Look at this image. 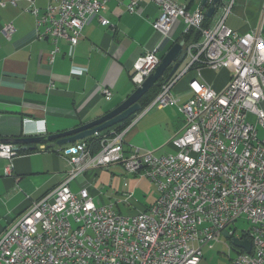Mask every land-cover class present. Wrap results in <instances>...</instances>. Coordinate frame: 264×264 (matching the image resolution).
<instances>
[{
	"label": "built area",
	"instance_id": "built-area-1",
	"mask_svg": "<svg viewBox=\"0 0 264 264\" xmlns=\"http://www.w3.org/2000/svg\"><path fill=\"white\" fill-rule=\"evenodd\" d=\"M110 1L48 0L44 9L29 1L28 11L36 19L38 39L55 44L64 39L76 46L90 17L110 24L101 15ZM140 1L130 0L131 14ZM150 1L160 9L152 28L162 38L177 21L183 22L184 35L191 30L201 34L199 42L186 46L190 63L161 85L145 112L168 107L181 111L186 124L171 141L176 151L162 156L139 149L127 153L128 127L96 134L97 153L85 140L66 146L62 153L71 167L68 178L33 202L3 234L0 264H199L203 249L212 248L224 232L252 243V252L239 250L233 264H264V139L247 121L252 113L264 128V7L259 26L241 34L226 25L229 9L205 26L203 10L191 12L177 0ZM14 31L7 25L4 34L11 37ZM58 51L55 45L51 62ZM160 52L156 46L136 61L131 79L137 88L160 65ZM206 68L230 70L220 92L203 79ZM193 73L191 96L179 105L174 88ZM102 93L107 100L113 97L110 88ZM18 155L16 146L0 145V161L10 162L6 176L13 175L12 161ZM112 164L147 177L157 189V201L124 215L114 205L96 204L89 187L71 189L78 177ZM241 218L250 229L237 235L233 227Z\"/></svg>",
	"mask_w": 264,
	"mask_h": 264
},
{
	"label": "crops",
	"instance_id": "crops-1",
	"mask_svg": "<svg viewBox=\"0 0 264 264\" xmlns=\"http://www.w3.org/2000/svg\"><path fill=\"white\" fill-rule=\"evenodd\" d=\"M29 1L40 9L48 4V0H0V139L56 135L102 118L137 89L131 78L136 61L144 53L160 46V56L184 40L182 21L173 25L167 38L154 31L152 24L160 9L150 0H141L134 14L128 11L130 0H111L101 14L109 21L108 26L92 16L76 46L64 39L55 44L36 37V19L28 11ZM177 1L191 12L203 10L213 20L211 24L229 9L226 25L241 34L259 26L264 7V0H223L208 17L211 2L202 9L203 0ZM7 25L15 29L11 37L4 34ZM55 45L59 51L51 62ZM202 74L213 90L220 92L231 73L229 69L206 68ZM193 76L184 77L174 88L179 105L191 96L188 84ZM103 88L113 91L111 100L104 97ZM158 110H167L166 117L149 119L144 114L131 122L124 136L128 152L139 149L158 155L161 151L159 156L172 153L158 149L181 134L185 118L177 107ZM16 147L19 155L12 161V176L4 173L10 162H0V239L33 202L62 184L71 170L62 153L66 146L41 143L29 145L28 150ZM88 173L71 183L74 192L83 187L94 192Z\"/></svg>",
	"mask_w": 264,
	"mask_h": 264
},
{
	"label": "rangeland",
	"instance_id": "rangeland-1",
	"mask_svg": "<svg viewBox=\"0 0 264 264\" xmlns=\"http://www.w3.org/2000/svg\"><path fill=\"white\" fill-rule=\"evenodd\" d=\"M165 54L166 53H164L163 56ZM190 61L191 59L187 57L180 66L179 72H177H182ZM146 109L147 107H142L141 112L132 116L131 122L144 114L148 116L149 119L156 118L157 120H161L166 117L167 110L160 112L158 108H153L145 113ZM247 121L256 127L259 139L263 140L264 128L258 122L256 115L249 113L247 115ZM170 144L168 143L158 150L173 153L174 151L170 147ZM125 151L131 153L126 149ZM160 153L161 151L158 155ZM88 175L91 182L90 186L95 192L94 200L96 204L114 205L115 209L117 211L120 210L124 215L129 214V212L137 211V209L151 207L158 199L157 189L147 177L141 175V173L127 174V171H125L121 164H112L93 169L89 171ZM125 179L127 181V187L124 185ZM233 229L236 230L237 235H241L242 232L250 229V225L245 218H241L234 225ZM237 255V251L232 248L231 241L221 235L214 241L212 248L206 247L203 249V257L199 264H233V260L237 258Z\"/></svg>",
	"mask_w": 264,
	"mask_h": 264
},
{
	"label": "water",
	"instance_id": "water-1",
	"mask_svg": "<svg viewBox=\"0 0 264 264\" xmlns=\"http://www.w3.org/2000/svg\"><path fill=\"white\" fill-rule=\"evenodd\" d=\"M209 2H211V4L208 8L207 15L208 17H212L218 6L223 3V0H203L202 9L207 8ZM185 45V40H181L179 43L173 45L169 49V51L162 57L161 63L156 71L152 75H150V77L142 84V86L137 88L135 92L130 95L122 104H120L111 112L107 113L102 118L78 127L74 130L59 133L56 135L0 139V145L10 144L18 147L24 146V150H28L29 145L41 143H50L51 147H65L67 145L86 140L96 134L122 124L132 116H135L142 111L140 100L152 88L158 85L159 80L164 77L169 68H171V71L168 75V79L172 78L177 73L180 66L186 59ZM223 236L230 240L232 247L237 249L238 251L243 250L247 253L252 252L251 241L247 239H240L237 237L231 238L228 232H224Z\"/></svg>",
	"mask_w": 264,
	"mask_h": 264
},
{
	"label": "trees",
	"instance_id": "trees-1",
	"mask_svg": "<svg viewBox=\"0 0 264 264\" xmlns=\"http://www.w3.org/2000/svg\"><path fill=\"white\" fill-rule=\"evenodd\" d=\"M212 21L213 20L206 17L205 26H210ZM183 39L186 42V46H188L189 44H191L193 42H199L201 40V34L197 31L191 30L189 34L183 36ZM170 71H171V68H169V70L165 73L164 77L159 80L158 85L156 87L152 88L146 95H144L142 97V99L140 100V104L143 108L148 107L150 105V103L157 97V95L159 94L161 85L168 80V75H169ZM131 119H132V117L130 119L126 120L125 122H123L122 124L117 125L113 128L116 129L117 132H122L131 124ZM106 131H104V133ZM86 141L93 145L94 153H97L99 151L100 148H99V144H98L99 143L98 137L92 136V137L86 139ZM43 144H47V143H43ZM90 191H91L92 195H94V192L92 190H90ZM233 249L235 250V248H233Z\"/></svg>",
	"mask_w": 264,
	"mask_h": 264
},
{
	"label": "flooded vegetation",
	"instance_id": "flooded-vegetation-1",
	"mask_svg": "<svg viewBox=\"0 0 264 264\" xmlns=\"http://www.w3.org/2000/svg\"><path fill=\"white\" fill-rule=\"evenodd\" d=\"M236 251H238L237 249H235Z\"/></svg>",
	"mask_w": 264,
	"mask_h": 264
}]
</instances>
